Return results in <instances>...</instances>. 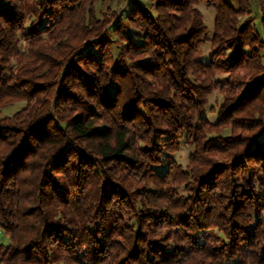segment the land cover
Here are the masks:
<instances>
[{
    "label": "trees",
    "instance_id": "1",
    "mask_svg": "<svg viewBox=\"0 0 264 264\" xmlns=\"http://www.w3.org/2000/svg\"><path fill=\"white\" fill-rule=\"evenodd\" d=\"M258 14L264 0H0V264H264ZM216 91L219 119L198 118Z\"/></svg>",
    "mask_w": 264,
    "mask_h": 264
},
{
    "label": "rangeland",
    "instance_id": "2",
    "mask_svg": "<svg viewBox=\"0 0 264 264\" xmlns=\"http://www.w3.org/2000/svg\"><path fill=\"white\" fill-rule=\"evenodd\" d=\"M147 4H149L148 1H146ZM115 6V5H114ZM117 6V5H116ZM115 6V7H116ZM203 8L204 11H206L208 13V15H205L204 12L203 15H204V19H205V23L209 29V33H208V37L211 38L212 36V33H213V26H214V18H215V12H214V9L212 7V5L210 3H203V4H200L198 6V8ZM261 17L259 16L258 14V17H257V20H256V25L258 26L262 36H263V39H264V27L261 25V22H260V19ZM130 32L132 33V31L130 30ZM138 40L140 39V37L137 38ZM118 46L115 45L114 46V52H115V55L118 54ZM263 55H264V51H263ZM200 59L201 61H204V62H208L210 59H211V46H210V43L209 42H206L202 48V51L200 53ZM217 93L221 94L219 91H216L209 99V103H208V106L206 108V110L200 114L198 116L199 117H203V118H206L208 119L209 121L215 123L217 122V120L219 119L218 117V114L217 112L215 111V108L217 106V104H219L222 99H221V96H218ZM26 106V103H17V104H14V105H11L7 108L4 109V115H8V116H11V115H14L15 113H17L18 111H20L21 109H23L24 107ZM214 113V118H210V116ZM227 132V131H226ZM187 150L188 152V156H187V162L185 164H181L178 162L177 160V156L176 155H172L173 159L180 165L186 167L189 163V158H190V155L193 153L194 151V146L189 144L186 140V138L183 136L181 138V149L179 150L180 151H185ZM10 242V236L5 234L0 236V244H3V245H7L9 244Z\"/></svg>",
    "mask_w": 264,
    "mask_h": 264
},
{
    "label": "clouds",
    "instance_id": "3",
    "mask_svg": "<svg viewBox=\"0 0 264 264\" xmlns=\"http://www.w3.org/2000/svg\"><path fill=\"white\" fill-rule=\"evenodd\" d=\"M194 7H197V6L194 5ZM200 10L202 12H204L205 15H208V13L206 11H204V9L202 7L200 8ZM217 95L221 96V94H219V93H217ZM221 99H223L222 96H221ZM210 118H214V113L210 116ZM140 143L143 144L144 142L141 141ZM173 154L177 156V160H178L179 163L185 164L187 162V156H188L187 150L180 151V152L173 153ZM164 231H167V229H165ZM2 235H4V229L0 228V236H2ZM160 235H163V232ZM160 235L155 236L154 239H159ZM13 264H22V261L21 260H16V261L13 262ZM58 264H64L63 259L58 261ZM245 264H257V261L252 256H249V257H247V259L245 261Z\"/></svg>",
    "mask_w": 264,
    "mask_h": 264
}]
</instances>
